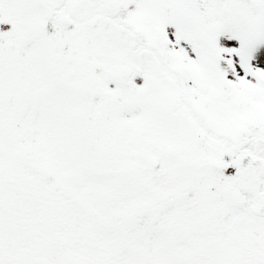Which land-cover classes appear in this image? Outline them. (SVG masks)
Segmentation results:
<instances>
[{
  "label": "snow or ice",
  "instance_id": "6c2138e0",
  "mask_svg": "<svg viewBox=\"0 0 264 264\" xmlns=\"http://www.w3.org/2000/svg\"><path fill=\"white\" fill-rule=\"evenodd\" d=\"M0 264H264V0H0Z\"/></svg>",
  "mask_w": 264,
  "mask_h": 264
}]
</instances>
